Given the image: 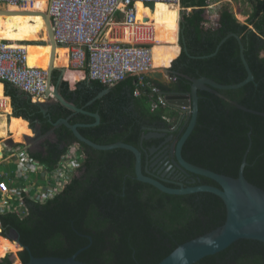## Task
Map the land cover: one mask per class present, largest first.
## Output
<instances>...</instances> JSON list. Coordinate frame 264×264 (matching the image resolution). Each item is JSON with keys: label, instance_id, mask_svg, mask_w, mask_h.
<instances>
[{"label": "trees", "instance_id": "16d2710c", "mask_svg": "<svg viewBox=\"0 0 264 264\" xmlns=\"http://www.w3.org/2000/svg\"><path fill=\"white\" fill-rule=\"evenodd\" d=\"M249 2L253 11L245 24L237 19L231 8H225L220 13L219 25L207 28L204 25L207 0H181L184 8L192 9L183 14L180 24L182 52L179 35L174 42L176 13L157 45L174 43L164 49L159 46L154 49L161 68H170L173 63L172 76L177 80L170 85L145 78L148 86L143 88L136 77H129L108 87L86 77L73 90L69 82L63 81L59 85L63 98L88 113L99 114L98 126H88L96 123L90 115L73 112L60 102L35 104L18 88L5 83L14 116L30 121L34 130L40 127L41 135L52 129L55 131V142L45 151L30 152L33 158L53 170L74 144L86 157L78 174L55 198L45 203L26 198L25 216L15 212L0 213L5 231L17 230L22 245L29 248L20 252L24 264L31 256L70 258L84 248L87 249L78 254L77 260L88 264H159L180 245L224 226L227 208L219 196L207 192L163 193L137 179L136 158L132 152L96 150L80 143L68 127L54 128V123L69 119L73 125L82 124L84 126L78 128L80 134L99 145L124 142L135 146L143 153L145 168L143 147L151 143L144 137L151 128L175 126L181 116L174 108L156 107L159 96L149 85L162 92L190 93L192 80L203 77L221 85L245 81L248 72L239 41L229 37L218 50L222 40L231 34L241 37L254 82L233 90L199 91L197 125L182 153L189 163L232 178L239 177L246 159L245 178L264 190V0ZM60 76L61 71L55 70L53 82L57 83ZM137 89L141 90L140 96L136 95ZM0 95V102L5 103L4 110L0 111V138H8L6 114H10L12 108L2 82ZM7 109L11 112L7 113ZM19 119H12L10 132L14 121H20L30 132L24 137L32 136L28 122ZM200 179L190 186L219 187L211 179ZM164 184L180 188L178 184ZM0 246L6 253L1 258L7 256L0 264H12L8 254L17 253L18 244L0 235ZM197 264H264V244L239 240Z\"/></svg>", "mask_w": 264, "mask_h": 264}, {"label": "built area", "instance_id": "2783aa9c", "mask_svg": "<svg viewBox=\"0 0 264 264\" xmlns=\"http://www.w3.org/2000/svg\"><path fill=\"white\" fill-rule=\"evenodd\" d=\"M37 1L0 0V4L27 9L35 7ZM139 3L181 6V0H48L45 14L50 17L56 44L69 49L70 69L85 72L89 79L108 87H114L129 77H136L143 88L148 86L145 83L148 74L162 68H157L154 62V46L159 44L155 28L149 19H138ZM18 43L20 45L0 41V82L15 86L33 103L55 99L54 86L50 87L49 93V71L29 67L26 47L21 45L25 42ZM176 80L173 76L169 78V82ZM149 87L159 96L156 107H167L169 104L162 91L154 85ZM136 95H141L140 89ZM4 108L5 103L1 101L0 109ZM20 148L2 147L0 162L12 158L18 160L13 174L18 181L13 180L7 171L0 174L2 214L15 212L25 216L26 198L39 203L55 198L78 174L86 158L80 147L74 144L62 156L59 166L50 170L28 150ZM6 153L10 155L8 158ZM11 181L14 185L9 183ZM0 235L4 236L3 231Z\"/></svg>", "mask_w": 264, "mask_h": 264}, {"label": "water", "instance_id": "95a60500", "mask_svg": "<svg viewBox=\"0 0 264 264\" xmlns=\"http://www.w3.org/2000/svg\"><path fill=\"white\" fill-rule=\"evenodd\" d=\"M149 5L151 7L155 6L154 3ZM43 17L46 21V26L48 29V36H49L48 43L47 42L43 43V45L51 44L53 48L51 55V62L48 69L49 93H51L50 87L53 85V79H52L53 72L58 69L61 71V76L58 80V84L54 86V91L52 92L55 99L69 110L82 114H87L95 118L96 123L88 126H98L101 122V118L99 114L88 113L83 109L78 108L74 104L66 101L61 95L59 91V85L63 81H65L64 76L66 73V69L57 68L54 65L56 50L59 46L56 44L54 40V35L52 32L49 15L43 13ZM229 37H235L240 43L241 57L248 72V77L245 81L235 85H221L215 82L214 80L203 77L200 79L192 80V87L190 93L180 94L177 92H162V95L165 96L169 105L183 114L178 127L174 130L176 131L179 129L180 126H182L180 132L181 133L184 132L175 148L176 157H177L176 165L180 169H182L185 173L196 175L199 178L205 177L215 181L219 185V187L213 185H199V186L195 185L189 187H184L183 185H180V188L169 187L164 184V181L154 176H151L149 173L144 171L143 154L135 146L126 144L124 142H117L111 145H99L80 134L78 128L84 126L82 124L73 125L69 122V119H60L59 121L54 123V128H57L62 125L68 127L70 130H72L75 137L80 143H85L86 145L96 150L125 149L132 152L136 158L135 170H136L137 179L141 182L154 186L163 193L170 195H188L199 192H207L219 196L224 201L227 208V219L224 226L202 237H199L183 245H180L175 251H173L167 258H165L159 264H197L206 257L214 256L220 252L225 251L227 248H229L231 245L238 242L239 240H254V241L262 242L264 244V190L253 185L245 178L244 170L245 167L247 166L246 159H244L242 166L240 167L239 177L232 178L226 175L215 173L206 168H202L194 164H191L184 159L182 153L186 141L188 140V138L190 137V135L192 134V132L194 131L197 125L198 115H199V95H198L199 91H212V89L233 90V89L242 88L243 86H245L250 82H254V75L252 74V71L245 59L244 46L242 44L240 36L234 34L229 35L228 37L222 40V42L218 47V50L220 46ZM171 67L162 68L161 71L152 72L148 74V78L157 81L160 84H168L169 78L173 75ZM239 108H241L244 111H250L243 106H239ZM190 110H192V112H190ZM25 121L29 123V128L32 130L33 134L35 135L36 133L35 130L30 127V121L28 120ZM166 132H169V130H166ZM152 137L157 138L158 135L155 134V132H152L151 134L146 135L144 138L149 139ZM6 144L11 145V147H16L20 143L15 142L12 138H9L8 140H6ZM193 183H196V180ZM1 227L3 230H5L2 224ZM11 231L15 233V238H13V240H15L17 244H19V246L22 248V251L29 250V248L22 245L20 241L19 232L15 229H12ZM90 240H92L91 237ZM86 249L87 248L80 250L77 254H75L70 258H58V257L37 258L31 256L30 261L26 264H88L77 260L78 254ZM17 259L18 257L15 256L14 254L11 262L15 263ZM20 262L21 264H24L21 259Z\"/></svg>", "mask_w": 264, "mask_h": 264}, {"label": "bare ground", "instance_id": "6f19581e", "mask_svg": "<svg viewBox=\"0 0 264 264\" xmlns=\"http://www.w3.org/2000/svg\"><path fill=\"white\" fill-rule=\"evenodd\" d=\"M47 1L48 0H38L35 7H30L31 11H24V9L20 7L11 6L8 7L6 14L5 13L0 14V41L12 42L14 45H20L18 42H27V44H21V45L26 47L28 66L41 68L43 70L49 69L52 50H53L52 45L51 44L36 45L33 42L37 43L41 40L48 41L49 36H48L46 21L43 17V13H45L47 10V5H48ZM137 10H138V19L141 21H144L145 19H149V22L155 28L156 39L159 40L166 32L167 24L172 22L173 15L175 13L178 14L180 7L170 6L164 3H158L154 7H151L139 3L137 4ZM239 18L242 19L243 21L242 16L239 15ZM167 45L168 44H161L155 46H167ZM68 53H69L68 48L58 47L56 50L54 65L57 68H65V69L69 68L65 73V79L71 82L70 84H75L79 80H81L84 77V75L81 72H76L70 69V60ZM153 53H154L155 66L159 68L160 62H158L155 58V50ZM6 112L10 113L11 111L7 109ZM12 119H14V117ZM12 119L9 122V134L11 136V132H12V136H11L12 139L15 140L16 142L21 143L24 139V134H30V132L27 129V125L20 121H14V124L12 125V129L10 132V125ZM1 152H2V148L0 144V159L2 157ZM1 232H2V228L0 234ZM18 247L21 248L19 245Z\"/></svg>", "mask_w": 264, "mask_h": 264}, {"label": "flooded vegetation", "instance_id": "af4514ba", "mask_svg": "<svg viewBox=\"0 0 264 264\" xmlns=\"http://www.w3.org/2000/svg\"><path fill=\"white\" fill-rule=\"evenodd\" d=\"M168 107L171 106L168 105ZM180 114V119L179 121H177V124L175 126H172L170 128L165 126H158L149 130V134L155 132L158 137L146 139V141L148 143H151V145H148L146 148L143 147L144 153L146 155V167L143 168L145 169L144 171L149 173L151 176H154L166 183H174L183 185L184 187H186L185 185H187L189 187L191 184H195L193 183L195 180L197 183V181L200 182L201 179L199 177L195 178L194 176L196 175L185 173L176 165L177 157L175 148L184 133L180 132L182 126H180L178 130L174 131L178 127L179 122L183 116L182 113ZM166 130H169V132H166ZM144 141L145 140L143 139L141 146H143Z\"/></svg>", "mask_w": 264, "mask_h": 264}, {"label": "crops", "instance_id": "0c3cea01", "mask_svg": "<svg viewBox=\"0 0 264 264\" xmlns=\"http://www.w3.org/2000/svg\"><path fill=\"white\" fill-rule=\"evenodd\" d=\"M212 1H214V0H207V7H205L206 8V12L204 13V17H205V19H206V22H205V27H217L218 25H219V20H220V13H221V11L223 10V9H225V8H231L232 9V11L235 13V15H236V17H238V19H239V21L240 22H242V23H246V21H247V19L249 18V14H251L252 13V6H251V4H250V2H249V0H248V4H249V6H250V8L248 9V10H243V11H241V12H239L238 11V8L236 7V6H234L235 4H233V5H230V4H225V3H227L228 1L230 2V3H232V0H221V1H216L215 0V3H212ZM180 7V10L178 11V15H177V18H176V20H175V24L177 25V30H176V32H175V39H174V42L177 40V35H179V45H180V47L182 48V46H181V42H180V36H181V29H180V24H181V20H182V18H183V14L185 13V12H187V13H190V12H192V9L191 8H184L183 6H182V3H181V6H179ZM156 9V8H155ZM154 12H155V10H154ZM239 15L240 16H242L243 17V19H245V20H243L242 21V19H240L239 18ZM212 19H216V21H215V25H214V23L212 22V24L211 25H208L210 22H209V20L210 21H212ZM146 21V20H145ZM170 24V23H169ZM168 25V24H167ZM179 32V33H178ZM174 42H172V43H170V44H168V45H171V44H173ZM159 47H161V49H164V47H166V46H159ZM181 52H182V49H181ZM181 52H180V55H181ZM179 55V56H180ZM178 56V57H179ZM81 73H83V75H84V79L86 78V75H85V72H82L81 71ZM81 79V80H79L78 82H80V81H82V80H84V79ZM64 80H65V82L67 81V82H69L68 80H66L65 79V77H64ZM77 82V83H78ZM77 83H75V84H70V82H69V84H70V87L74 90L75 89V87H76V84ZM170 83V82H169ZM58 84V82L57 83H54L53 82V85L52 86H55V85H57ZM170 85V84H169ZM4 93H5V96H6V98H9L10 99V103H11V107H12V112L9 114V115H7V119H8V123L11 121V119L14 117V118H22V119H20V120H24V118L23 117H16V116H14V112H13V105H12V100H11V97H9V96H7V90H6V85L4 84ZM0 97H2V95H0ZM50 100H52V103H58V101L56 100V99H50ZM52 103H45V102H41V103H35V104H41V105H47V104H52ZM72 104H74V103H72ZM75 105V104H74ZM76 106V105H75ZM0 111H3L2 109H0ZM72 111V110H71ZM74 112V111H73ZM76 113H78V112H76ZM26 120V119H25ZM24 120V121H25ZM29 124V123H28ZM30 127H31V122H30ZM32 131V130H31ZM33 133V132H32ZM49 133H54V135H55V131H54V129H52L50 132H48L47 134H49ZM46 134V135H47ZM9 138H12L11 136H9L8 138H0V144H1V148L3 147V148H6L7 146H11V145H9V144H6V140H8ZM21 149V148H20ZM2 164H1V162H0V166H1ZM6 170H4L3 169V171L2 172H5ZM13 253V252H12ZM4 254H6V253H4V252H2V248H1V246H0V258H1V256L2 255H4Z\"/></svg>", "mask_w": 264, "mask_h": 264}, {"label": "rangeland", "instance_id": "374dc122", "mask_svg": "<svg viewBox=\"0 0 264 264\" xmlns=\"http://www.w3.org/2000/svg\"><path fill=\"white\" fill-rule=\"evenodd\" d=\"M216 1H221V0H216ZM212 3H215V0L212 1ZM225 4H230V5H233L235 4L234 6H236L238 8V11L241 12L243 10H248L250 8L249 4H248V0H232V3H230L229 1ZM8 10V6L7 5H4V4H0V14L2 13H6V11ZM24 11H31L30 10V7L27 8V9H24ZM238 19V17H237ZM239 20V19H238ZM245 20V19H243ZM216 19H212V21L209 20V25L212 24V22L214 23V25L216 24L215 23ZM48 31V29H47ZM48 41H49V37H48ZM48 41H44V40H41L39 42H33L34 44H42L43 43H48ZM32 43V42H31ZM158 68V67H157ZM159 68L160 65H159ZM69 68H66V71L68 70ZM71 83V82H70ZM45 103H52V100H48L46 101ZM40 127L37 128V130H35V135L33 134L32 136H26L24 137L21 146L19 147H22V151L23 150H28L29 152H36V151H45L53 142H55L56 140V137L54 135V133H49L47 135H41L40 132ZM10 155L9 153H6V158H8ZM1 166H0V174L2 173L3 169L6 170L8 173L10 174H14L15 171L17 170V164H18V160L16 158H12L10 159L8 162H1ZM40 179V177L38 176V180ZM11 185H14V182H9ZM26 183V182H25ZM23 184V183H22ZM28 184V183H27ZM26 184V185H27ZM3 233H4V237H7L8 239L14 241L15 243H17L15 240H13V238H15V233L10 231V232H6L5 230H3ZM12 239H11V238ZM19 245V244H18ZM20 251H22V248H20L18 250L17 253H10L8 254L9 255V258L12 260L14 254L15 256L18 257L17 261L15 262V264H21L20 262ZM6 258V257H5Z\"/></svg>", "mask_w": 264, "mask_h": 264}, {"label": "clouds", "instance_id": "9594fccd", "mask_svg": "<svg viewBox=\"0 0 264 264\" xmlns=\"http://www.w3.org/2000/svg\"><path fill=\"white\" fill-rule=\"evenodd\" d=\"M25 43H27V42H25ZM173 64V63H172ZM172 68V67H171ZM65 77V76H64ZM171 83V82H170ZM3 84H5V83H3ZM169 84V83H168ZM169 104V103H168ZM17 147V146H16ZM2 231H3V229H2ZM7 238V237H6Z\"/></svg>", "mask_w": 264, "mask_h": 264}]
</instances>
